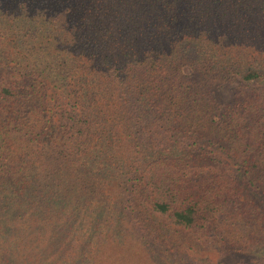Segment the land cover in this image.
I'll return each instance as SVG.
<instances>
[{
  "label": "trees",
  "instance_id": "obj_1",
  "mask_svg": "<svg viewBox=\"0 0 264 264\" xmlns=\"http://www.w3.org/2000/svg\"><path fill=\"white\" fill-rule=\"evenodd\" d=\"M0 69V264H264V0H0Z\"/></svg>",
  "mask_w": 264,
  "mask_h": 264
},
{
  "label": "rangeland",
  "instance_id": "obj_2",
  "mask_svg": "<svg viewBox=\"0 0 264 264\" xmlns=\"http://www.w3.org/2000/svg\"><path fill=\"white\" fill-rule=\"evenodd\" d=\"M0 72L2 70L0 69ZM186 74L184 75L185 79L194 80V88H202L205 93H209L215 98L219 103H230L232 101H237L240 99L239 88H242L241 85H238L236 80L229 79H209L210 75L194 71L192 69H187ZM187 75V74H189ZM1 74V73H0ZM4 74V73H3ZM184 87V85H183ZM185 88V87H184ZM247 88H264V83L259 82L255 85H251ZM249 97L253 94V90L245 92ZM217 136V135H215ZM130 251V250H129ZM245 251V250H244ZM242 249L232 250L229 246L223 251L224 256L223 260L228 264H235L240 258L243 262H248L250 255H246Z\"/></svg>",
  "mask_w": 264,
  "mask_h": 264
}]
</instances>
